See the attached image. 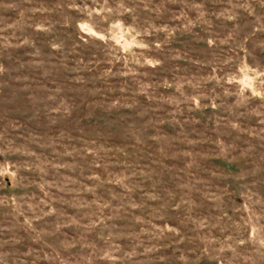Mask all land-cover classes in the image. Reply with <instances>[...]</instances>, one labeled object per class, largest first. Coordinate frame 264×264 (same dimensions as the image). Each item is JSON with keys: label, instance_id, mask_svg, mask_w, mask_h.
<instances>
[{"label": "rangeland", "instance_id": "374dc122", "mask_svg": "<svg viewBox=\"0 0 264 264\" xmlns=\"http://www.w3.org/2000/svg\"><path fill=\"white\" fill-rule=\"evenodd\" d=\"M0 264H264V0H0Z\"/></svg>", "mask_w": 264, "mask_h": 264}]
</instances>
